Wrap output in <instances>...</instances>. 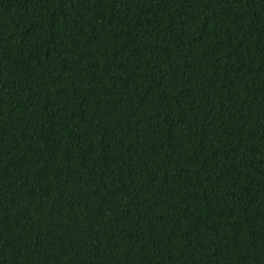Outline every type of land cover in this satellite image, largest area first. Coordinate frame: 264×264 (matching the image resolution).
Listing matches in <instances>:
<instances>
[{"label":"trees","instance_id":"obj_1","mask_svg":"<svg viewBox=\"0 0 264 264\" xmlns=\"http://www.w3.org/2000/svg\"><path fill=\"white\" fill-rule=\"evenodd\" d=\"M0 264H264V0H0Z\"/></svg>","mask_w":264,"mask_h":264}]
</instances>
